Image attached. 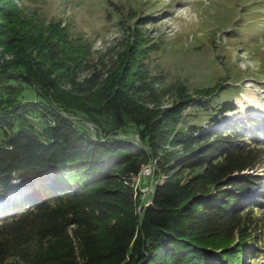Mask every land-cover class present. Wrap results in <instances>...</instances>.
<instances>
[{"label":"trees","instance_id":"trees-1","mask_svg":"<svg viewBox=\"0 0 264 264\" xmlns=\"http://www.w3.org/2000/svg\"><path fill=\"white\" fill-rule=\"evenodd\" d=\"M13 1L0 3V194L15 181L31 191L0 215V264H264V142L240 120L220 124L233 101L210 129L182 125L221 83L180 85L163 105L138 29L81 81L88 43ZM148 166L163 179L144 206L135 178Z\"/></svg>","mask_w":264,"mask_h":264},{"label":"rangeland","instance_id":"rangeland-1","mask_svg":"<svg viewBox=\"0 0 264 264\" xmlns=\"http://www.w3.org/2000/svg\"><path fill=\"white\" fill-rule=\"evenodd\" d=\"M22 5L47 22L62 20L73 38L88 43L93 50L91 66L81 81L112 65L126 38L138 29L152 46L145 64L163 105L173 102L180 85L190 94L216 83L223 86L207 109L192 107L185 113L183 127L188 121L212 128L209 120L217 108L233 101L235 110L221 117L220 124L240 120L248 137L264 142V0H24ZM142 20L145 23L140 24ZM26 99L39 102L32 90H27ZM146 99L151 102L153 97L149 94ZM32 117L42 128L40 117ZM87 128L94 132L93 126ZM254 174L264 175V164ZM162 179H155L150 166L135 178L144 193V206ZM30 191L15 181L6 194H0V204L10 209ZM255 216L264 226V209L257 208ZM258 239L264 246V229Z\"/></svg>","mask_w":264,"mask_h":264},{"label":"bare ground","instance_id":"bare-ground-1","mask_svg":"<svg viewBox=\"0 0 264 264\" xmlns=\"http://www.w3.org/2000/svg\"><path fill=\"white\" fill-rule=\"evenodd\" d=\"M254 109L257 111V112H260L258 111L259 110V107L258 106H255ZM263 110V109H262ZM262 112V111H261ZM9 199L12 200L13 197L11 196V194H9ZM8 208L4 207L3 204H0V213L4 212L5 210H7Z\"/></svg>","mask_w":264,"mask_h":264},{"label":"water","instance_id":"water-1","mask_svg":"<svg viewBox=\"0 0 264 264\" xmlns=\"http://www.w3.org/2000/svg\"><path fill=\"white\" fill-rule=\"evenodd\" d=\"M154 166H155V164H154ZM155 192H156V188L153 190V196H152V199H151L150 202L147 204V206L150 205L151 203H153V200H154V198H155Z\"/></svg>","mask_w":264,"mask_h":264}]
</instances>
